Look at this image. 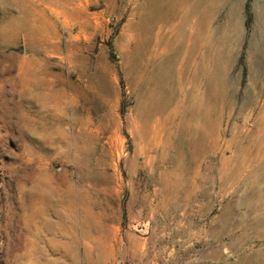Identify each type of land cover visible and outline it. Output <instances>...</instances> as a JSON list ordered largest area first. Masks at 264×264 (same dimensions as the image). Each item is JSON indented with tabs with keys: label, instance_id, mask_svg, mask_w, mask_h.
<instances>
[{
	"label": "rangeland",
	"instance_id": "1",
	"mask_svg": "<svg viewBox=\"0 0 264 264\" xmlns=\"http://www.w3.org/2000/svg\"><path fill=\"white\" fill-rule=\"evenodd\" d=\"M143 4L0 0V264H264V147L252 143L264 102V0H227L215 12L212 28L222 33L231 12L235 30L220 71L230 103L217 148L192 165L183 143L181 170L173 148L147 144L136 111L144 91L127 63ZM167 77L173 103L156 116L163 141L186 106L173 67ZM239 146L262 165L220 177Z\"/></svg>",
	"mask_w": 264,
	"mask_h": 264
},
{
	"label": "bare ground",
	"instance_id": "2",
	"mask_svg": "<svg viewBox=\"0 0 264 264\" xmlns=\"http://www.w3.org/2000/svg\"><path fill=\"white\" fill-rule=\"evenodd\" d=\"M226 1L145 0L136 21L132 22L139 42L135 53L129 55L127 65L134 73V85L142 87L144 91L136 111L144 123L143 132L151 135L147 144L173 148L177 153V169L180 170L184 168L183 143L191 153L192 165L196 164L199 156L217 148L219 113L230 103L225 89L220 86L223 84L220 71L226 68L231 58V41L235 33L231 12L227 15L222 33L218 28H212L215 12ZM252 44L255 46L256 42ZM261 53L264 55L263 48ZM158 55L162 56L159 62L156 61ZM172 67L176 72V83L186 87L183 99L186 106L181 122L175 126L174 132L177 134L163 141L158 136L161 131L157 130L160 121L156 116L162 115L173 103V92L162 93L163 88L170 85L167 72ZM259 92L260 95L264 94V85L259 87ZM260 112L257 118L260 134L252 142L258 147L257 150L264 147V102ZM238 142L240 139L236 137L234 144ZM250 151L239 146L231 151L229 157H223L219 176L240 179L244 169L253 165L260 167L262 162ZM174 178L173 183L167 185V194L179 185L178 173L174 174ZM261 204L264 205V196L261 197ZM43 222L45 225L52 224L47 219ZM261 223H264V215ZM260 260H264V254Z\"/></svg>",
	"mask_w": 264,
	"mask_h": 264
}]
</instances>
